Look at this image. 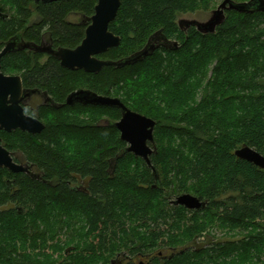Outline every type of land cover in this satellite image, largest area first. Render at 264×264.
<instances>
[{
	"label": "trees",
	"instance_id": "1",
	"mask_svg": "<svg viewBox=\"0 0 264 264\" xmlns=\"http://www.w3.org/2000/svg\"><path fill=\"white\" fill-rule=\"evenodd\" d=\"M224 1L121 0L109 25L121 43L100 59L128 58L156 33L178 43L177 49L160 48L122 68L105 67L97 74L70 71L51 58L41 62L24 52L2 59L4 73L21 75L24 86L46 91L60 107L39 110L45 127L40 134L0 131L1 145L20 154L36 174L32 178L0 169V264H61L54 254L67 255L80 244L85 254L69 264H106V255L122 251L153 254L154 264L261 260L264 170L234 153L248 146L264 155V11L258 4L243 11L226 9L224 21L208 34L195 27L184 32L177 24L181 14ZM96 4L0 0V8L13 12L10 20H0V48L9 36L24 31L33 6L40 23L26 29L25 37L46 32L56 47L74 49L87 25L69 18L73 13L90 18ZM79 89L119 98L156 122L151 164L158 182L140 158L130 153L118 157L127 145L111 125L121 117L117 109L65 104ZM80 182L84 190L72 188ZM183 194L206 207L190 211L173 205ZM215 229L225 235L249 232L250 241L218 240L198 249V238ZM62 232H67L65 240L58 239ZM75 241L79 245L64 249ZM168 250L177 254L158 257Z\"/></svg>",
	"mask_w": 264,
	"mask_h": 264
},
{
	"label": "water",
	"instance_id": "2",
	"mask_svg": "<svg viewBox=\"0 0 264 264\" xmlns=\"http://www.w3.org/2000/svg\"><path fill=\"white\" fill-rule=\"evenodd\" d=\"M43 2H57L61 0H36ZM258 4V5H257ZM264 11L261 0H253L246 4H234L231 0H226L223 6L239 11L254 8ZM121 0H97L94 14L90 17V24L85 30V37L75 49H59L53 51L43 49L38 46L24 44L23 48H32L36 52L48 50V52L60 62L63 69L75 71L80 70L85 73L97 74L105 67L122 68L127 65L136 64L151 56L160 48L177 49L178 43L168 40L160 33L152 35L145 47L120 61H105L98 56L105 54L108 50L119 47L121 39L109 31V25L116 19ZM14 42H9L0 52V61L3 56L14 50ZM26 92L22 90V83L19 77L5 76L0 71V131L10 133L19 130L31 135L40 134L44 130V125L37 119L24 114L21 102ZM65 104L73 106L80 104L83 106H96L117 109L120 112V119L111 124L120 134V140L127 146L118 155L126 153L133 154L140 158L151 168L157 182L159 180L156 169L151 164V156L155 154L154 130L156 122L151 118L136 113L126 107L119 98L98 95L92 91L79 89L70 93L65 100ZM109 125L108 121H105ZM237 159L252 164L260 170H264V155L254 149L243 146L234 153ZM0 169H6L14 174H26L36 177L33 167L28 164L17 163L12 154L1 145L0 139ZM175 206H181L188 210H199L205 203L198 198L183 194L175 198L172 202Z\"/></svg>",
	"mask_w": 264,
	"mask_h": 264
},
{
	"label": "flooded vegetation",
	"instance_id": "3",
	"mask_svg": "<svg viewBox=\"0 0 264 264\" xmlns=\"http://www.w3.org/2000/svg\"><path fill=\"white\" fill-rule=\"evenodd\" d=\"M32 1H33L34 5H37L39 3L40 4H52V3H54V2H43V1H36V0H32ZM29 8L31 10V15H30L29 19L26 22L24 31H17V32H15V34L9 36L7 40H4L2 42V47L0 48V52L5 48V46L9 42H14V45H15L14 50L12 52H10V53H7L6 55L12 54V53H16V52H24V53H26L28 55L31 54V55H35V56L40 57L41 62H46V61H48L49 58H51V59L55 60L56 62H58L59 66H60V62L57 59H55L48 52V50H44V51H41V52H36L32 48H23L24 44H30L32 46L34 45V46L41 47L43 49H50V50H53V51H57L59 49H68V48H63V47H60V46L56 47L52 37L50 35H48V33H46V32L41 33L38 38L29 39V38L25 37V30L26 29L31 28L35 24L40 23V18L38 16V14L36 13L35 8H33V6H30ZM10 9L11 8H9V7L7 9H5V10L2 7L0 8V20H3V21L10 20V18L12 16V13H13V12L9 11ZM72 15H76V16L82 17V21L73 22L72 20H69L70 23L76 24V25H84V26H86V25L88 26L90 24V20H89L90 18H86L85 16L81 15L80 13H73V14H71V16ZM87 22H88V24H87ZM87 26L85 27V30H86ZM84 37H85V32H84ZM5 56H3L1 58V61H0V71H1V73L3 75H5V76H16V77L20 78L21 83H22V90L24 92H26V94H28L27 96H25L23 98V100L21 102V107H22V109L24 111V114L39 120L43 124L42 120H40L38 118V116H37L38 113H39V110L41 108H44V107L59 108L60 104L56 103L55 101H53V99L48 95V93L46 91H44L42 89H39L37 87H26V86H24L21 75L4 73L2 71L1 63H2V59ZM98 58H99V56H98ZM102 122H105V120L102 121ZM2 132H5V131H2ZM108 173L110 175L114 173V172H112V168L111 167L108 168ZM84 185H85V183L80 182V183H77V184L73 185L72 188H75V189H78V190H84V187H85ZM200 201H202V200H200ZM202 202H204V201H202ZM204 203H205V206L202 209L190 210V211H201V210H203L206 207V202H204ZM209 238L210 237L208 235H204L203 237L198 238V240L196 242L198 249L206 248L208 243H211L213 241L214 242H219L218 240H213L212 238H211L212 239L211 240ZM203 242H205V244L201 245ZM167 252H168V254H165ZM176 254L177 253L175 251L168 250V251H164V253L160 252L158 257H160L162 259H165V258H170V257H172L173 255H176ZM155 257L156 256H154L153 254H150V253L137 254L135 256V255H131V254L127 253L126 251H123V252H121V253H119L118 255L115 256L114 260H112V264H154L153 262H154Z\"/></svg>",
	"mask_w": 264,
	"mask_h": 264
},
{
	"label": "rangeland",
	"instance_id": "4",
	"mask_svg": "<svg viewBox=\"0 0 264 264\" xmlns=\"http://www.w3.org/2000/svg\"><path fill=\"white\" fill-rule=\"evenodd\" d=\"M261 2L263 5V8H264V0H261ZM223 3L224 2H219L218 4H216L215 7H212L208 10H199V11H196L194 13H187V14L179 15L178 19H177V24H178L179 28L184 32L188 31V29L190 27H195L197 29V31H199L202 34L214 33L216 27L219 26L224 21L226 9H229L228 6H223ZM69 20H72L73 22H80V21H82V17L72 15V16H70ZM12 156L19 163L26 164L25 160L22 158V156L20 154H15ZM63 233L64 232H62L61 235L58 237L59 240H65V234L67 232H65V234H63ZM205 235H208L210 237L209 239L212 238L213 240H219V241H224V240H226V241L227 240L228 241L239 240L240 241V240H242L246 244L250 241L249 232L245 233V234L225 235L220 230L215 229L212 232L210 231V232L206 233ZM76 243H77L76 241L73 242L72 244L66 243L64 245V249H66L68 247H75V246L79 245ZM247 248H249V247H247ZM82 249H83V245L80 244L79 248H74V251L70 252L67 255L64 254V252L63 253H55L54 258H58L60 260L61 264H69V263H72V258L75 259L77 257V254H82V253L85 254L84 252H82ZM243 250L244 249H242L241 252H243ZM254 252L255 251L252 248H250V253L254 254ZM117 254L118 253H116V255ZM165 254H168V252ZM257 254L260 255L261 260L259 261L258 259L256 260V258H254L253 262H255L256 264H262L261 261H264V250L262 249V251L258 252ZM257 254H255V255H257ZM116 255L115 254L114 255H106V257H109L106 260V264H112V260H114ZM81 264H83V263H81ZM252 264H254V263H252Z\"/></svg>",
	"mask_w": 264,
	"mask_h": 264
}]
</instances>
